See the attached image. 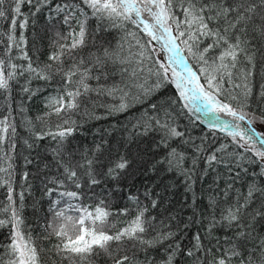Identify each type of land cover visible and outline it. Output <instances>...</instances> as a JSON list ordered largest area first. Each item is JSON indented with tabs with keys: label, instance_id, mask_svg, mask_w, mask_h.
I'll return each instance as SVG.
<instances>
[{
	"label": "snow or ice",
	"instance_id": "obj_1",
	"mask_svg": "<svg viewBox=\"0 0 264 264\" xmlns=\"http://www.w3.org/2000/svg\"><path fill=\"white\" fill-rule=\"evenodd\" d=\"M257 124L264 0H0V264H264Z\"/></svg>",
	"mask_w": 264,
	"mask_h": 264
},
{
	"label": "trees",
	"instance_id": "obj_2",
	"mask_svg": "<svg viewBox=\"0 0 264 264\" xmlns=\"http://www.w3.org/2000/svg\"><path fill=\"white\" fill-rule=\"evenodd\" d=\"M41 107L42 105L40 104L39 99H37L35 103L33 104V111H39ZM199 119H200V127L205 128L206 122H204V120H202L200 117ZM3 192L4 190L0 189V199L3 198ZM36 195H39V193H36ZM26 215H28L29 219H31V208L30 207L26 209ZM5 233H6V230H0V240L4 238Z\"/></svg>",
	"mask_w": 264,
	"mask_h": 264
},
{
	"label": "bare ground",
	"instance_id": "obj_3",
	"mask_svg": "<svg viewBox=\"0 0 264 264\" xmlns=\"http://www.w3.org/2000/svg\"><path fill=\"white\" fill-rule=\"evenodd\" d=\"M193 116H199L202 120H204V122H206V125L208 124V119L205 117L203 112L193 113Z\"/></svg>",
	"mask_w": 264,
	"mask_h": 264
},
{
	"label": "rangeland",
	"instance_id": "obj_4",
	"mask_svg": "<svg viewBox=\"0 0 264 264\" xmlns=\"http://www.w3.org/2000/svg\"><path fill=\"white\" fill-rule=\"evenodd\" d=\"M222 119H227L226 117H221ZM256 128H257V132H258V134L259 133H264V125H259V124H257L256 125Z\"/></svg>",
	"mask_w": 264,
	"mask_h": 264
}]
</instances>
